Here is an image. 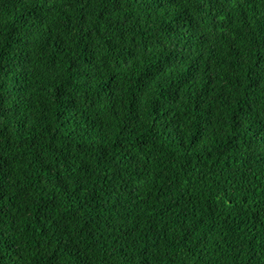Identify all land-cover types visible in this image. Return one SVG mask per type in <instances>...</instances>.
<instances>
[{
  "label": "trees",
  "instance_id": "16d2710c",
  "mask_svg": "<svg viewBox=\"0 0 264 264\" xmlns=\"http://www.w3.org/2000/svg\"><path fill=\"white\" fill-rule=\"evenodd\" d=\"M0 264H264V0H0Z\"/></svg>",
  "mask_w": 264,
  "mask_h": 264
}]
</instances>
